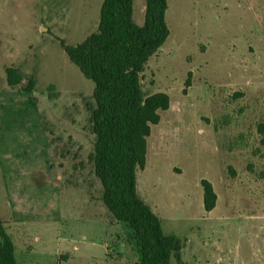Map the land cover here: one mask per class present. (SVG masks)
<instances>
[{"label": "rangeland", "instance_id": "1", "mask_svg": "<svg viewBox=\"0 0 264 264\" xmlns=\"http://www.w3.org/2000/svg\"><path fill=\"white\" fill-rule=\"evenodd\" d=\"M102 2L0 0V218L17 264L139 261L94 176V84L61 45L96 32ZM144 12L133 0L135 24ZM165 22L141 83L170 104L136 174L180 243L170 264H264V0H167ZM202 180L217 197L208 213Z\"/></svg>", "mask_w": 264, "mask_h": 264}, {"label": "trees", "instance_id": "2", "mask_svg": "<svg viewBox=\"0 0 264 264\" xmlns=\"http://www.w3.org/2000/svg\"><path fill=\"white\" fill-rule=\"evenodd\" d=\"M166 10L167 0H145L144 21L139 26L132 19L133 0H103L96 32L75 46L61 43L69 61L94 84L90 160L102 187L103 205L134 234L138 264H170L180 251L178 239L163 233L159 218L136 191V173L145 167L151 127L170 104L165 93L145 94L141 83L149 58L169 36ZM6 77L10 87L22 80L14 69H7ZM200 184L208 213L217 197L208 181ZM0 264H16L14 244L1 218Z\"/></svg>", "mask_w": 264, "mask_h": 264}, {"label": "crops", "instance_id": "3", "mask_svg": "<svg viewBox=\"0 0 264 264\" xmlns=\"http://www.w3.org/2000/svg\"><path fill=\"white\" fill-rule=\"evenodd\" d=\"M159 124V123H158ZM157 124V125H158ZM150 134H151V131H150ZM150 136V135H149ZM147 142V141H146ZM147 144V146H149L148 145V142L146 143ZM146 152H147V147H146ZM146 165V164H145ZM155 165H150L149 167L150 168H153ZM150 168H149V170H150ZM144 170V169H143ZM138 174H139V172H138ZM140 174H141V172H140ZM138 175L136 174V191H137V194L139 195V197L151 208V210L153 211V213H154V209H156L157 208V205H153V207L152 206H150L147 202V195H146V193H147V189H146V180H145V185H144V179H142V180H140L141 181V184L138 182V180H139V177H137ZM139 184H140V188H139ZM154 208V209H153ZM156 215V214H155ZM13 233L15 234L16 232H15V230H13ZM9 235H10V237H11V233H8ZM16 235V234H15ZM12 239V238H11ZM14 256H15V259H16V249H15V246H14ZM16 264H17V260H16Z\"/></svg>", "mask_w": 264, "mask_h": 264}]
</instances>
